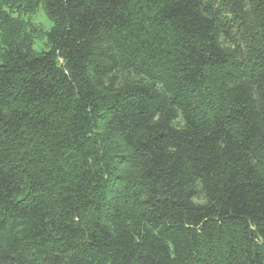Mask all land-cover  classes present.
I'll return each instance as SVG.
<instances>
[{
	"label": "trees",
	"instance_id": "trees-1",
	"mask_svg": "<svg viewBox=\"0 0 264 264\" xmlns=\"http://www.w3.org/2000/svg\"><path fill=\"white\" fill-rule=\"evenodd\" d=\"M0 8V264H264V0Z\"/></svg>",
	"mask_w": 264,
	"mask_h": 264
},
{
	"label": "rangeland",
	"instance_id": "rangeland-1",
	"mask_svg": "<svg viewBox=\"0 0 264 264\" xmlns=\"http://www.w3.org/2000/svg\"><path fill=\"white\" fill-rule=\"evenodd\" d=\"M3 8H0V12H2ZM7 10L13 16V18L18 20L19 23L23 24V29L25 32L24 35L29 36L31 38V41H33V48L35 52L41 53L43 51H46L48 48L46 33L51 28V22L46 18L41 8L38 9L35 14L29 16L21 15L22 13H20L18 9H12L7 7Z\"/></svg>",
	"mask_w": 264,
	"mask_h": 264
}]
</instances>
